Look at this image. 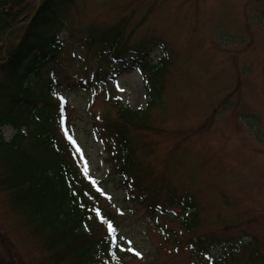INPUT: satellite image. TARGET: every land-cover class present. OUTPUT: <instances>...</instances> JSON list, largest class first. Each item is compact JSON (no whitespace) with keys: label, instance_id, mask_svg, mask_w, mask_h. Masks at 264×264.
<instances>
[{"label":"rangeland","instance_id":"rangeland-1","mask_svg":"<svg viewBox=\"0 0 264 264\" xmlns=\"http://www.w3.org/2000/svg\"><path fill=\"white\" fill-rule=\"evenodd\" d=\"M83 2L68 26L71 38L60 54V75L76 81L87 78L95 66L108 69L105 61L97 65L92 52L75 47L93 24L107 27L127 21L121 35L127 46L150 37L163 39L170 64L160 97L149 94L151 103H157L148 110L153 128L133 134L142 144L137 150L140 176L149 190L162 181L194 195L199 215L196 233L227 234L239 240L253 237L264 253V1ZM61 36L65 38L66 32ZM165 56L160 47L150 54L153 63ZM116 69L109 84L71 87L64 83L56 89L69 106L76 151L86 174L98 181L104 207L115 213L125 264H199L182 247L179 224L166 221L167 230L179 240L173 243L171 236L164 240L161 230L166 217L158 215L157 226L106 160L93 124L96 119L99 125L104 113L115 112L104 96L143 109L149 99L145 90L156 85L149 74L142 79L135 66ZM242 114L256 115L258 126L245 124ZM0 132L6 140L14 133L8 125ZM17 220L0 192V253L12 264H45L37 244ZM222 252L219 246L211 254Z\"/></svg>","mask_w":264,"mask_h":264},{"label":"trees","instance_id":"trees-1","mask_svg":"<svg viewBox=\"0 0 264 264\" xmlns=\"http://www.w3.org/2000/svg\"><path fill=\"white\" fill-rule=\"evenodd\" d=\"M81 2L0 0V127L10 125L14 130L9 140L0 132V192L17 223L37 244L45 264H125L115 234L117 218L102 206L98 183L86 177L68 130L69 116L64 115L67 105L54 93L58 82L52 76L65 44L60 34ZM126 24L122 20L88 42L109 65L131 64L152 76L156 85L151 86V93L158 98L170 55L153 63L149 54L155 46L167 52V44L150 37L127 46L121 41ZM107 76L97 69L92 82L72 84L86 87L107 81ZM110 108L114 114L105 113L100 124L101 136L107 137V160L122 183H133L143 196L148 215L176 207L175 214L164 216L179 224L182 247L199 264H264V253L253 237L248 241L227 234L196 233L197 203L188 189L177 190L162 181L150 190L145 186L137 153L142 144L133 134L153 128L149 111L132 110L118 100ZM241 116L248 125L258 126L256 115ZM178 240L174 236V243ZM219 246L221 256H212V249ZM0 264L12 263L0 253Z\"/></svg>","mask_w":264,"mask_h":264},{"label":"snow or ice","instance_id":"snow-or-ice-1","mask_svg":"<svg viewBox=\"0 0 264 264\" xmlns=\"http://www.w3.org/2000/svg\"><path fill=\"white\" fill-rule=\"evenodd\" d=\"M109 227L111 228L112 227V225H109ZM137 255H140L139 253H136Z\"/></svg>","mask_w":264,"mask_h":264}]
</instances>
